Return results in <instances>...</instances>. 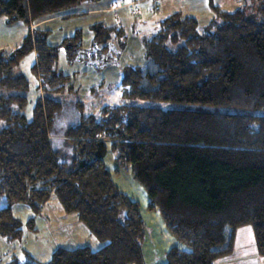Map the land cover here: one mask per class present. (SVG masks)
Listing matches in <instances>:
<instances>
[{
    "label": "trees",
    "instance_id": "16d2710c",
    "mask_svg": "<svg viewBox=\"0 0 264 264\" xmlns=\"http://www.w3.org/2000/svg\"><path fill=\"white\" fill-rule=\"evenodd\" d=\"M95 1L0 0V18L27 26L17 47L0 51V195L8 203L0 208V235L21 236L11 204L37 213L53 194L103 245L59 247L46 264H142L145 224L139 203L104 164L111 151L147 194L148 207L187 247H171L164 264H214L232 253L235 233L245 225L264 258V0H258L257 22L240 9L216 10L203 27L181 11L163 17L143 36L144 65L123 68L126 102L81 115L65 130L62 153L50 141L60 103L43 95L25 115L28 80L15 68L33 51L40 90L58 92L71 88L70 75L55 68L60 48L69 60L86 51L84 62L117 64L122 27L94 23L88 49L79 30L52 45L50 30L30 28ZM27 223L33 226L32 219Z\"/></svg>",
    "mask_w": 264,
    "mask_h": 264
},
{
    "label": "rangeland",
    "instance_id": "374dc122",
    "mask_svg": "<svg viewBox=\"0 0 264 264\" xmlns=\"http://www.w3.org/2000/svg\"><path fill=\"white\" fill-rule=\"evenodd\" d=\"M140 1H142V4H139L141 3ZM134 5V7H126L121 10L124 12L127 21L117 24L124 30L125 41L123 47L114 52L117 54V64L109 63L96 66V64L84 62L85 57L81 60H69L65 51L60 48L55 68L64 74L70 75L69 83L71 88L66 87L58 92L40 90L39 79L31 71V67L35 62L33 51L28 52L15 68L16 72L22 73L28 80V88L25 91L28 104L22 110L25 115L30 116L35 102L43 95L51 96L60 103V110L52 119L50 141L52 147L59 149L62 153L67 151V146H65L66 139L63 134L68 127L76 124L81 115H95L103 105H115L126 102L120 95L123 68L126 66L144 65L145 47L143 36L156 30L158 22L163 17L172 12L181 11L183 14L195 17L200 27H203L215 15L216 10L232 12L240 9L247 17L256 22L261 21V4L258 0H139ZM55 16L50 17L53 20L47 17L46 20L38 23V28L40 29L44 26H49L53 29V34L50 33L51 36L48 39L52 45L60 44V35L62 38L64 30V28L63 30L58 29L62 25L56 28V23L60 20H55L53 18ZM64 18H67V16ZM71 21L65 26V30L69 29L67 31L69 35H72L77 30L81 32V35L83 33L87 34L88 28L91 31L93 24H90L88 28L86 27L85 31L83 28L87 25L86 23H76L77 20ZM60 23L63 22L60 21ZM30 28L34 29L35 25H31ZM43 29L50 30L49 28ZM26 31L27 26L23 22L18 21L8 24L3 17L0 18V51L10 53L21 43ZM83 36L82 41H84L86 46L88 45V38L85 39L84 37V40ZM110 156L114 158L112 152L107 151L106 157H104V164L112 176L113 174L118 176L119 173H114L115 171L108 160ZM119 170L123 172L127 169L119 167ZM125 172H128V170ZM138 203L140 208L142 204ZM7 205L6 198L0 195V208ZM10 209L13 216L22 222V232L19 238L10 240L0 235V264L7 263L12 259L22 262L26 259L32 263L46 264L54 250L59 247L74 249L88 246L93 250H97L103 245L88 231L82 222L77 220L75 214L64 212L60 202L53 194L37 213H34L30 206L25 203H13L10 205ZM30 219L33 221L32 227L27 223ZM186 248L183 245V249ZM253 252H256V248L252 228L250 225H245L240 227L235 233L232 253L218 258L214 264H255L254 261L259 260V256L254 258ZM260 259L264 261L263 257H260Z\"/></svg>",
    "mask_w": 264,
    "mask_h": 264
},
{
    "label": "crops",
    "instance_id": "0c3cea01",
    "mask_svg": "<svg viewBox=\"0 0 264 264\" xmlns=\"http://www.w3.org/2000/svg\"><path fill=\"white\" fill-rule=\"evenodd\" d=\"M137 1L139 0H98L95 2H85L82 3L83 5L74 7L68 12L57 14L53 18L55 20L59 19L63 23H60V21L56 23V28H58L60 25H62V27L58 29L63 30L64 28L62 33L63 37L61 38L60 35L59 41H61L65 36H69V34L67 33L69 29L65 30V26H67L71 20H77L76 23H86L87 25H85V27L83 28V30L85 31L86 27L88 28L90 24H94L96 22H102L106 25L117 26L118 23L127 21L126 17L124 16V12L121 10H124L126 7H134L135 2L137 3ZM140 2L141 3L139 4H142V1ZM65 16H67V18H64ZM48 19L53 20L50 17ZM38 23L35 24V27H39ZM42 28H49L51 30V34H53V29L49 26H44ZM87 32V34L83 33L84 36L82 35L83 39L84 37L85 39L88 38V45L85 46L84 41H82V46L85 49H88L90 47L92 41V32L89 28L87 29ZM66 33L67 35H65ZM108 160L112 165V169H114L115 171L114 173H119L118 176H115L114 174L113 176L111 175L114 183L118 186L121 191L125 192L132 199H135L142 204V206H140L139 208L140 214L145 224L144 237L140 248L142 264H164L165 253L171 247L175 246L183 248V245L180 244L167 230L157 209H150L148 207L149 199L147 194L145 193L143 188L132 179L130 172H125L127 170H124L123 172L120 171L119 167L114 163L113 158L111 156L108 157ZM252 255L254 258H258L256 257L258 256L257 251L255 253L253 252ZM254 262L255 264H264L262 263L264 261H261L260 256L259 260L257 259Z\"/></svg>",
    "mask_w": 264,
    "mask_h": 264
},
{
    "label": "water",
    "instance_id": "95a60500",
    "mask_svg": "<svg viewBox=\"0 0 264 264\" xmlns=\"http://www.w3.org/2000/svg\"><path fill=\"white\" fill-rule=\"evenodd\" d=\"M81 54H83L84 57H85V59H87V57H88V53H87L86 51L81 52ZM86 61H88V60H86ZM103 61H104V62H103V65L107 63V61H106L105 59H103ZM96 66H98V64H96Z\"/></svg>",
    "mask_w": 264,
    "mask_h": 264
}]
</instances>
